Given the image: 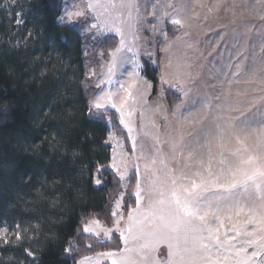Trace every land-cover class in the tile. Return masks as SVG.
<instances>
[{
  "label": "trees",
  "instance_id": "trees-1",
  "mask_svg": "<svg viewBox=\"0 0 264 264\" xmlns=\"http://www.w3.org/2000/svg\"><path fill=\"white\" fill-rule=\"evenodd\" d=\"M66 1L0 0V225L16 231L19 225L23 237L0 244V264H75L122 247L118 235L98 243L82 230L90 220L111 223L121 189L108 166V121L129 149L116 111H90L97 90L86 75L89 62L97 67L98 51L113 49L116 39L92 42L80 23H60ZM142 65L154 95L156 69ZM164 94L169 106L176 104L175 90ZM99 165L105 167L97 172ZM130 185L124 200L135 207L128 196L133 176Z\"/></svg>",
  "mask_w": 264,
  "mask_h": 264
},
{
  "label": "snow or ice",
  "instance_id": "snow-or-ice-1",
  "mask_svg": "<svg viewBox=\"0 0 264 264\" xmlns=\"http://www.w3.org/2000/svg\"><path fill=\"white\" fill-rule=\"evenodd\" d=\"M221 2L217 0L216 8ZM198 5L203 7L200 0H177L176 3L169 0L166 5H154L150 15L158 24L162 16L178 28H184L185 20L199 15L195 11ZM165 8H171L172 12ZM181 16L185 20L180 19ZM66 17L70 22L73 17L86 20L91 17L87 31L94 32L93 39L105 32L120 36L116 47L101 52V56L110 57L109 74L118 65L128 62L129 52L139 55L136 44L141 37L136 34V26L145 18L140 15L138 0H87L84 9L67 12ZM23 23L22 19L16 20L18 26ZM152 30L156 31L157 26L153 25ZM126 33L133 34L131 43L126 41ZM171 66L169 60L164 67ZM186 76L190 73L178 65L171 77L162 70L160 83L187 97V80L182 78ZM130 87L126 89L121 84L122 94L104 92L92 101V105L97 110L110 105L120 113V123L128 129L132 153L129 155L120 145L119 152L113 150L110 167L121 181L130 180L129 170L132 171L135 187L128 196L134 197L135 207L128 205L121 192L113 201L112 228H105L99 220H93L86 222L82 229L85 234L95 235L98 243L110 241L116 231L123 247L82 256L75 264H100L105 259L111 264H264V124L253 127L247 120L232 119L223 124L218 122L214 137L209 138L206 133L203 143L194 137L186 139L177 130L175 136L169 134L167 141L153 136L151 150L143 146L137 149L136 137L131 135L134 130L131 117L135 111L132 105L137 103V96L143 98V93L137 90L134 95ZM144 87L148 89L153 85L145 81ZM256 102L264 103V96ZM179 109L178 104L173 114ZM213 140L218 149L216 153ZM165 143L169 149L167 153ZM104 167L99 165L97 172ZM95 183L102 181L96 179ZM129 186L130 183L122 185ZM124 208L127 209L126 217ZM16 227L15 241L20 242L23 237L19 225ZM0 240L12 242L8 239L7 228L0 229ZM84 246L89 250L93 247L92 244ZM70 250L65 249L66 252ZM28 255L34 254L28 252Z\"/></svg>",
  "mask_w": 264,
  "mask_h": 264
},
{
  "label": "rangeland",
  "instance_id": "rangeland-1",
  "mask_svg": "<svg viewBox=\"0 0 264 264\" xmlns=\"http://www.w3.org/2000/svg\"><path fill=\"white\" fill-rule=\"evenodd\" d=\"M168 2L169 0H138L140 15L145 18L136 26V34L141 37L136 44L139 49L138 56L129 52L128 62L118 65L112 74H109L107 69L110 57L104 60L101 56L102 51H98L97 67L93 65V61L89 62L86 75L97 90L93 100L108 91L122 94L121 84L126 89L131 86L129 90L134 95L137 94V90L143 93V98L140 99L137 96V103L132 105L135 111L131 117L134 129L131 135L136 137L137 149L143 146L151 150L153 136L158 135L163 142L169 139V134L175 136L177 130L181 131L186 139L194 137L203 143L206 133L209 138L214 137L218 122L223 124L232 119L247 120L253 127L264 124V103L256 102L264 96V0H222L219 8L215 6L217 0H200L203 7L198 5L195 8V11L199 13L198 16H193L191 20H185L183 16L179 17L185 20L184 28H178L169 18L162 16L158 24L157 20L150 15L154 5H166ZM171 2L176 3L177 0H171ZM86 3L87 0H67L58 21L70 25L80 23L82 31L92 42H97L108 35L113 36L116 39V47L120 36L115 32H105L102 36L93 39L94 32L87 31L91 17L87 20L83 17H73L71 22L68 21L66 13L82 10ZM209 8L213 10L209 12ZM165 10L172 12L171 8H165ZM135 15L136 13L133 12V16ZM157 15L160 16V13L157 12ZM167 24L170 26L171 34L167 33ZM153 25L157 26L156 31L152 30ZM185 32L189 35H184ZM133 38L132 33H126L128 43H131ZM165 48L167 51H164ZM169 60L172 61V66L165 69L164 66ZM144 61L156 69L159 84L154 95H152V87L148 89L144 87L145 81L151 83L142 74ZM178 65L182 70L190 73V76L182 77L187 80L185 85L187 97L167 84L162 86L160 83L162 70L171 77ZM166 89L177 92L176 104L168 105L164 94ZM92 101L90 102L92 111L106 109L116 111L110 105L105 109L97 110L92 105ZM178 104L179 112L174 115L173 109ZM116 113L120 123V113L117 111ZM241 113L244 115L242 116ZM106 118L109 120L108 117ZM120 125L128 137L129 149L115 134L108 121V132L104 143L109 147V167L112 163L113 150L119 152L120 145L129 155L132 153V139L128 129L123 124L120 123ZM164 151L165 153L169 151L167 143L164 144ZM213 151L214 153L218 151L214 140ZM112 171L117 175L114 169ZM131 176L132 171L129 170L130 179ZM96 179L102 181L100 175H97ZM120 183L121 189L115 199L121 192L125 197L128 187L124 188L122 185L130 183V180H120ZM96 185L100 186L102 183ZM113 208L112 202L110 215ZM100 224L105 228H112L113 218L108 226L102 222ZM4 228L8 229V239H14L15 227L0 225V229ZM88 235L97 240L95 235ZM114 235L119 236V233L113 231L112 237ZM2 243L5 244L0 240V244ZM100 264H111V261L101 260Z\"/></svg>",
  "mask_w": 264,
  "mask_h": 264
}]
</instances>
